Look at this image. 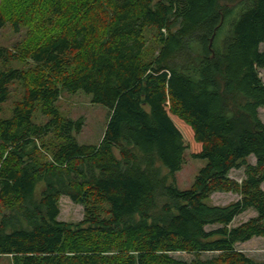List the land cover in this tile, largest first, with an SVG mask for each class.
Here are the masks:
<instances>
[{
  "label": "trees",
  "instance_id": "obj_1",
  "mask_svg": "<svg viewBox=\"0 0 264 264\" xmlns=\"http://www.w3.org/2000/svg\"><path fill=\"white\" fill-rule=\"evenodd\" d=\"M8 23L35 37L20 49L0 45V112L10 85L24 88L11 116H0V261L264 264L235 246L264 238V0H0V29ZM149 29L159 44L151 59ZM63 90L109 110L98 144L76 140L82 118L60 114ZM188 149L206 164L179 189L173 175ZM234 168H243L241 185L228 177ZM217 189L240 197L208 204ZM62 195L83 205L80 221L58 219ZM250 208L255 216L231 226Z\"/></svg>",
  "mask_w": 264,
  "mask_h": 264
},
{
  "label": "rangeland",
  "instance_id": "obj_2",
  "mask_svg": "<svg viewBox=\"0 0 264 264\" xmlns=\"http://www.w3.org/2000/svg\"><path fill=\"white\" fill-rule=\"evenodd\" d=\"M230 0H221V2H229ZM61 23H63L61 21ZM57 29V28H56ZM51 32V30H50ZM31 35L35 37L34 30H30L28 26L21 27L20 31L14 32L11 25L8 23L0 29V45L7 48H14L18 46L20 49L24 45L29 44L31 41ZM145 39L147 42L146 57L151 59L159 48V44L156 38L154 29H149L145 33ZM260 49L264 50V43L260 44ZM13 50V49H12ZM4 63L0 62V66ZM6 64V63H5ZM9 67L25 68L26 65L17 59H10L7 64ZM260 76L264 81V68L259 70ZM24 88L22 85L14 81L10 85V93L8 98L1 106L0 116L2 118H8L11 116L12 109L16 102L21 100ZM56 107L60 114L66 118L76 120L82 118V127L78 133L74 136L80 144H98L102 138L103 132L106 127V123L109 116V110L97 103L91 102L90 95L85 94L83 91H77L75 93H69L63 90L60 93L59 98L56 101ZM35 110L32 114V120L35 123H43L47 120L41 111L40 104H36ZM259 117L264 122V108H259ZM248 161L251 164L255 163L253 156L248 157ZM206 164L205 159L193 158L190 154V150H186L184 153V163L180 170L176 171L173 175L175 184L179 189H187L191 187L195 181V177L198 174L201 167ZM162 174H167V170L157 163ZM228 177L235 181L238 185H241L244 179L243 168L231 169L228 173ZM172 177L169 178L170 180ZM260 188L264 191V181L260 184ZM44 190V182L40 181L35 187L34 198L38 200L41 192ZM240 197V193L232 190H214L206 202L210 205H227ZM59 215L58 219L65 222H78L84 216L83 205L73 203L67 196L62 195L59 199ZM101 217H108V206L106 203L102 204ZM256 215V211L252 208L244 211L234 218L231 226H236L249 218ZM215 226H209L212 228ZM236 249L244 253L247 257L256 262H264V238L254 236L245 242H237ZM169 255L177 260L189 262L194 258L192 253H186L182 251L170 252ZM211 253H202L201 257H209ZM0 264H11V259L8 256H2Z\"/></svg>",
  "mask_w": 264,
  "mask_h": 264
}]
</instances>
